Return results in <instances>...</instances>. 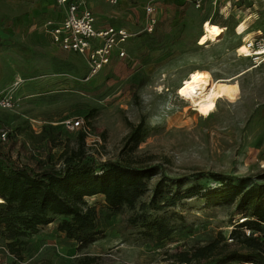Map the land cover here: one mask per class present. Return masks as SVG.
I'll use <instances>...</instances> for the list:
<instances>
[{"label": "rangeland", "instance_id": "rangeland-1", "mask_svg": "<svg viewBox=\"0 0 264 264\" xmlns=\"http://www.w3.org/2000/svg\"><path fill=\"white\" fill-rule=\"evenodd\" d=\"M45 1L0 0V88L15 87L19 97L15 108L0 110V127L8 132L0 143L3 152L37 169L60 166L61 152L77 149L81 131L67 121L81 118L89 127L85 148L90 163L135 164L155 156L151 163L160 164L170 178L188 177L186 185L218 187L209 177L215 172L237 183L242 178L260 181L264 63L253 66L242 46L264 32V0H201L200 8L168 0L157 6L151 32L145 26V5L94 3L100 26H125L133 37L125 58L113 56L89 79L87 54L63 52L45 33L44 20L54 15ZM205 21L222 27L217 39L209 37ZM195 75L224 79L210 110L197 111L177 95L181 84ZM142 119L140 141L127 144V135ZM160 177L148 181L149 189L135 208L111 211L103 195L87 197L97 207L104 235L86 247L60 232L56 218L19 243V254L0 238V264H81L87 257L95 259L93 264H179L174 253L205 245L220 233L236 243L229 240L231 232L245 218L235 213L233 204L208 206L203 198L158 212L146 209L174 228L170 238L150 237L141 222L133 224L130 219L142 212L141 204L149 202Z\"/></svg>", "mask_w": 264, "mask_h": 264}, {"label": "trees", "instance_id": "trees-1", "mask_svg": "<svg viewBox=\"0 0 264 264\" xmlns=\"http://www.w3.org/2000/svg\"><path fill=\"white\" fill-rule=\"evenodd\" d=\"M144 124L142 119L132 127L126 137L127 144L140 141ZM85 137L81 130L77 149L65 148L61 152L60 166L41 169L13 158L3 152L0 145V238L12 253L19 254V243L56 218L60 232L73 239L78 247H86L104 235L97 207L89 205L87 197L103 195L105 206L111 211L123 206L135 208L149 189L148 181L160 174L149 202H143L142 212L130 219L133 224L141 222L146 227V235L164 240L171 237L174 228L164 217L147 214V208L158 212L192 198H203L208 206L233 204L235 213L245 218L237 222V228L231 232L236 243L227 242L220 233L205 245L177 251L172 258L179 264H263L264 238L247 236L244 229L264 232V173L259 176V182L242 178L237 183L232 176L215 172L209 177L220 184L218 187L204 186L200 182L186 185L188 177L170 178L160 171V164L151 163L155 156L135 164L110 160L97 165L90 163ZM94 261L87 257L81 264Z\"/></svg>", "mask_w": 264, "mask_h": 264}, {"label": "built area", "instance_id": "built-area-1", "mask_svg": "<svg viewBox=\"0 0 264 264\" xmlns=\"http://www.w3.org/2000/svg\"><path fill=\"white\" fill-rule=\"evenodd\" d=\"M64 12V18L60 22L47 20L44 28L52 35L53 42L62 50L80 54H87L89 73L87 78L99 74L111 63L114 53L121 59L127 55L126 44L133 37V33L125 26H108L97 29V18L89 5V0H55ZM107 4L118 5L123 0H104ZM162 0H146L145 10L147 14L146 29L151 32L156 21V8ZM191 2L197 8L201 7V0H183ZM247 46L254 52L250 56L253 66L264 63V32L254 39L246 41ZM240 49V48H239ZM19 103V97L15 87L0 90V110H11ZM70 128H80L85 134L89 127L85 126L83 119L69 120ZM8 132L0 127V142L7 140ZM247 236H260V232L244 229ZM232 241L233 239H229ZM253 264V263H251Z\"/></svg>", "mask_w": 264, "mask_h": 264}, {"label": "bare ground", "instance_id": "bare-ground-1", "mask_svg": "<svg viewBox=\"0 0 264 264\" xmlns=\"http://www.w3.org/2000/svg\"><path fill=\"white\" fill-rule=\"evenodd\" d=\"M204 28L212 40L217 39V37L222 32V29L218 25L211 23L209 21L204 23ZM242 51H243V56L245 57L253 56L255 54L247 46L246 43L242 46ZM201 76H203L204 79L193 81L192 78L184 81L181 84V86L178 88L177 95L182 99H184L185 101L189 102L193 106V109L202 112V111L210 110L216 106L220 98L217 85L220 82H223L224 79H216L215 81H213L211 78H208L204 75ZM232 79L233 78H229L228 80H232ZM190 85L191 87H189ZM0 201L2 200L0 199Z\"/></svg>", "mask_w": 264, "mask_h": 264}, {"label": "crops", "instance_id": "crops-1", "mask_svg": "<svg viewBox=\"0 0 264 264\" xmlns=\"http://www.w3.org/2000/svg\"><path fill=\"white\" fill-rule=\"evenodd\" d=\"M33 1V3L35 4V5H45L46 4V1L45 0H32ZM216 1H218V0H216ZM220 1H224V2H226V0H220ZM102 3L103 5H105V4H107L104 0H89V5H90V7L92 8V10L94 11V9H93V5H94V3ZM161 2H166V3H168V0H162ZM161 2H159V4H161ZM48 4H49V6H52L53 8H54V15L53 16H51V17H48V18H46L45 20H44V23L47 21V20H53L54 22H60L63 18H64V12H63V10L61 9V7L60 6H58L57 5V3H56V1L55 0H49L48 2H47ZM128 3H133V4H135V5H139V4H142V5H145V3H146V0H123L122 2H120L117 6H125V5H127ZM158 4V5H159ZM104 7V6H103ZM105 8V7H104ZM94 13H95V15H96V12L94 11ZM96 18H97V22H96V27H97V29H103V28H106V27H108V26H105V27H102V26H100L99 25V20H98V17H97V15H96ZM206 22V21H205ZM44 23H43V27H44ZM221 27V26H220ZM222 28V27H221ZM128 29H130V28H128ZM131 30V29H130ZM44 31H45V33L49 36V38H50V40H51V42H52V44H54L55 46H56V48H58L59 50H61V51H63V52H67V51H64V50H62L57 44H55L54 42H53V37H52V35L46 30V29H44ZM126 49H127V47H126ZM113 56H117V54L116 53H114V55ZM118 57V56H117ZM113 59V58H112ZM88 73H89V69H88ZM1 89H4V88H0V90Z\"/></svg>", "mask_w": 264, "mask_h": 264}, {"label": "snow or ice", "instance_id": "snow-or-ice-1", "mask_svg": "<svg viewBox=\"0 0 264 264\" xmlns=\"http://www.w3.org/2000/svg\"><path fill=\"white\" fill-rule=\"evenodd\" d=\"M202 79H204V77L201 76V75H195V76L193 77V81L202 80ZM189 87H191V85H190Z\"/></svg>", "mask_w": 264, "mask_h": 264}]
</instances>
